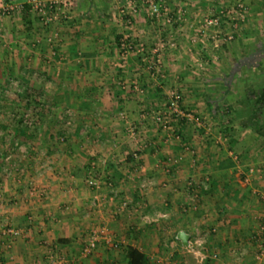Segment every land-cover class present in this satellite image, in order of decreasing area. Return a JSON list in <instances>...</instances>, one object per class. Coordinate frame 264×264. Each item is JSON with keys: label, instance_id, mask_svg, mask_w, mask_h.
<instances>
[{"label": "crops", "instance_id": "0c3cea01", "mask_svg": "<svg viewBox=\"0 0 264 264\" xmlns=\"http://www.w3.org/2000/svg\"><path fill=\"white\" fill-rule=\"evenodd\" d=\"M26 1L15 0L24 8ZM3 2L0 0V5ZM167 2L172 7L184 3ZM189 2L185 21L173 27L151 23L138 12L132 17V26L126 28L116 18L112 0H75L69 19L51 27L42 26L25 9L0 20V47L28 50L26 56L32 55V64L44 60L50 51L59 58L54 61L62 65V70H46L41 76L58 79L62 86L50 91L34 88V95L52 97L55 106L67 101L66 96L78 97L73 100L77 126L72 135H67L70 147L63 153L45 145L48 151L42 157H31L44 162L23 167L18 171L19 179L0 184V193L7 198L0 202V227L13 226L25 232L14 242L10 261L0 243V264H41L48 251L71 254L91 230L103 232L123 246L119 261L97 255L102 258L101 264H127L128 248L141 251L150 264L160 263V251L149 247L154 244L151 240L160 235H174L176 239L181 231L190 239L191 235H206L208 251L218 255L215 262L208 260L206 264H259L251 237L257 229L254 218L264 213V177L256 179L253 175L246 182L260 154L252 147L258 139L249 130L250 109L244 102V112H240L234 85L245 76L264 89V0H245V25L235 41L219 48L199 42L196 23L205 10L197 0ZM125 36L143 45L146 52L164 44L159 76L151 77L148 65L142 62L144 56L138 53L129 56L124 69L115 67L117 38ZM18 52L13 54L16 64L20 61ZM65 82L69 83L66 87ZM135 87L144 93L137 94ZM172 89L181 93L182 108L195 113L204 127L216 123L228 130L222 151L218 146L221 143L214 138L192 135L193 122L180 123L166 142L165 131L149 119H141L142 113L162 107ZM80 96L88 97L83 101L86 104H80ZM230 110V115H223ZM122 113L132 125L146 130L153 149L140 150L139 144L123 138L119 141L123 147L106 152L104 142L121 137L125 129L118 118ZM83 127H88L86 138L80 132ZM85 143L89 147L84 152L77 149ZM186 148L193 151V156L185 152ZM129 149L140 150L137 166ZM101 158L107 160L106 167L99 164ZM157 161L169 169L168 174L163 168H154ZM87 170L102 181L98 189L85 187ZM142 179L151 181L149 189H140ZM189 181L199 193L195 208L189 199ZM28 182L45 191L44 197L30 199L25 189ZM138 203L141 208L135 210ZM158 214L166 217L155 224L143 222L144 217ZM96 261L94 257L90 262Z\"/></svg>", "mask_w": 264, "mask_h": 264}, {"label": "rangeland", "instance_id": "374dc122", "mask_svg": "<svg viewBox=\"0 0 264 264\" xmlns=\"http://www.w3.org/2000/svg\"><path fill=\"white\" fill-rule=\"evenodd\" d=\"M227 1L232 2L233 0H227ZM18 50L14 48H10L9 46L0 47V184L1 183L7 184L8 181L12 180L14 177L16 178L20 177L21 175H19V173L21 174V172L18 171L23 167H29L31 164L34 165L35 163L44 162V160L40 161L36 157L33 160L31 159V157H33V154L38 155L39 158L42 157L43 156L42 154L48 151V147H46L45 145L55 148L56 152L58 151L64 153L67 150V148H69L71 145L68 136L73 134V131L75 130L74 127L77 126V121H78L77 120L78 114L75 111L76 109L73 105L74 103L73 100L75 101L76 99H78V97L76 98L71 95L66 96L65 98H67L66 99L67 101L63 100V102H59V104L55 106L50 101L52 97H40L32 93L35 90L34 88H38V87L50 91L51 89L62 86V84L61 86L59 85L60 81L58 79H47V78L44 79L41 76L42 74H44L43 71L46 70L54 71V72H56L57 70L61 71L62 65L57 62L59 58L55 57V55L52 54V52L50 51L49 56H46L44 60L40 61L38 64L37 63L32 64L31 62L32 55L26 56L28 50L24 48H20ZM15 51L20 53L18 57L20 61H18L17 64L15 63L13 57ZM55 59H57V61H54ZM44 61L45 64H43ZM64 69H65V64H64ZM65 83H66L65 87L69 85L68 82ZM258 84L259 82L257 84H253L252 81L251 82L248 81L247 77L245 76L240 77L239 80L235 82L234 90L236 91V95H237L236 97L238 99L236 101L237 103L240 104L239 109L241 113L244 109L242 104L244 102L246 103V99L252 100L250 101L249 106L255 107L254 109L258 108L259 106L258 102L253 101L254 95L260 96L259 94L261 93V89H259ZM252 87H254L255 92L252 90ZM59 98L60 100L64 99V97L62 96H60ZM85 98L88 97L80 96V100H81L80 104L83 105L86 104L85 102H83L86 101ZM258 111L256 114H258ZM68 113L70 114V116H68ZM259 113H261L259 117V122L258 123L256 122V124H254V127L251 130V132L258 140H255L252 147H254L253 151L257 152L258 155L260 154V157L256 162L257 164L255 169H264V138H260L255 134L256 127L262 126V122H264V111ZM191 114L195 115L196 117L195 113H191ZM69 119H71L70 123L67 124L69 122ZM19 122H21L22 126L29 128L30 137L24 138L21 136H16L15 128L18 126ZM199 122L201 123L202 121ZM141 129L145 130L143 128ZM240 130H244V128L243 129L241 128ZM193 131L194 134L192 135L197 136L198 138L200 137H203L204 139L211 138V140L212 138H214L215 139L214 141L221 143V145H218L221 147L220 148L221 151L225 148L226 141L224 142V139L226 138L225 136H227L228 133V130L226 128L218 127L216 123H209V124L207 123L205 127L204 125H202L200 130L193 129ZM80 132L83 135L85 134L88 135L89 132L88 127L86 128L83 127ZM86 135L84 138H86ZM49 136H52L53 140H50ZM145 137L148 139L147 135H145ZM123 138H128L126 135V127L124 130H122L121 137L113 136L112 138L108 139L107 143L104 142L105 143L104 148H108L106 152L110 153L113 152L115 149L117 150L118 147L122 145L121 142L119 141H121ZM112 143L115 145L114 147L112 146L113 145ZM131 144L133 148V143ZM123 146L124 145H122V147ZM87 147H89V144L85 143L84 146L78 145L77 149L79 148L81 152L82 151L84 152ZM129 152H131L130 149ZM73 153L75 154V152ZM78 153L80 152L78 151ZM102 159L104 158H101L100 161ZM100 161L99 164L102 167H106L107 162L105 165H102ZM258 164H260L259 165L260 167L259 166L257 167ZM91 176L93 175H89L87 170V175L83 178V183L88 190L93 191L92 189H89L85 183L86 178ZM260 176L264 177V175L260 173L256 175V179H259ZM16 181H14L15 184ZM25 189H26V195L31 197L30 199L33 200L41 199L46 194V192L43 191L41 188H38V186H36L34 182L26 183ZM196 194L199 197V193L196 192ZM5 201H7V198L4 197L3 193H0V202L4 203ZM197 204L198 203L196 202V205ZM262 214L264 213L257 214L256 216ZM5 228L17 229L22 232L18 237L15 238L14 237L0 238V243L4 249V252L6 254L8 253L7 258L10 261L11 259L9 253L11 252V248L14 242L22 238L25 232L22 229H18L16 227L7 226V225L0 227V231L4 230ZM191 236L192 237L190 241H194L198 239L202 241L204 243V247L207 250H209L206 241L207 238L206 235L197 234ZM84 237H85L84 241H81V246H79L78 249L72 251L71 254L66 253V255L71 258L70 264H91L94 257H96L97 259L96 264H101L100 261V259H102L101 256L97 258V255L100 254L107 256V258L111 257L112 259L114 258L116 260L119 259L120 257L119 252L122 251L121 248L123 246L119 247L118 249H112L107 246H102L100 247L101 251H99L98 253H96L97 251L96 250L90 257L81 260L78 259L79 249L85 243L86 239L88 238V235ZM174 237H175L174 235H162V236L160 235L154 240H151V243L154 242V244H151L149 247L156 249V251H160L159 253L160 256L162 257L161 262L158 263L179 264L180 261L181 262L180 264H194V260L191 258V256H189L186 253L185 248L178 245L177 243L178 241ZM124 247H126V245ZM92 256L93 258L91 259ZM156 261L157 258L155 262ZM45 263L46 261H43L41 264H45Z\"/></svg>", "mask_w": 264, "mask_h": 264}, {"label": "built area", "instance_id": "2783aa9c", "mask_svg": "<svg viewBox=\"0 0 264 264\" xmlns=\"http://www.w3.org/2000/svg\"><path fill=\"white\" fill-rule=\"evenodd\" d=\"M205 9V14L200 16L199 21L196 23L197 35L199 42L203 46H213L219 48L224 45H228L236 40L242 27L245 25L248 19V7L245 4V0H233L232 2L220 3V0H197ZM259 1V0H253ZM75 0H27L26 4L29 7V13L32 14L40 24L44 27H51L58 25L61 22L69 19V14L74 7ZM184 2L181 6L178 3L175 7L168 4L167 0H112L113 6L116 11V18L126 28L132 26V17L138 12H143L146 19L151 23L157 24L163 27H173V25L185 21V12L187 11L189 0H182ZM188 3V4H187ZM24 10V5L17 4L15 0H4L0 5V20L10 19L15 14ZM164 44L159 43L157 47L149 52H146L143 45L135 44L132 40L125 36L119 40L117 46L118 59L116 68L121 70L126 67L129 56L132 53H138L143 55L142 62L148 65V70L151 77L156 78L160 75V55L164 49ZM135 92L142 95L144 91L135 87ZM68 116L70 114L68 113ZM119 119L126 127L127 137L140 145V150L153 149L155 146L145 137L146 132L138 127H135L130 123L125 114H120ZM141 119H149L157 128L162 129L167 133L166 142H168L172 135L175 134L178 126L182 122H193L194 129H201L202 123L195 117V115L187 112L182 108V96L181 93L172 89L165 95V101L162 107L156 108V110L150 112H144L141 114ZM69 122L67 124L70 123ZM146 138V139H145ZM142 142V144H140ZM113 144V143H112ZM115 146L114 144L112 145ZM138 149V151H140ZM154 149V153L158 152ZM137 150L131 151L129 154L133 164L136 166L140 162V154ZM186 153L193 156V151L186 148ZM107 160L104 158L100 161L102 165H105ZM195 161L192 160V167ZM155 169L163 168L160 161H157ZM163 171L168 174L169 169L163 168ZM264 175V169L252 168L248 171V179L257 174ZM206 183L207 179L204 180ZM89 189H98L102 184V181L94 176L86 178L85 181ZM151 186V182L145 179L140 181L139 187L141 190H147ZM189 190L191 191L189 196L193 207L195 208L198 196L193 183L189 181L187 183ZM141 203L136 205V209L141 208ZM126 206V204H125ZM165 215H156L155 217H144L143 222L145 224H155L160 219H164ZM257 222V229L251 240L256 252V260L259 264H264V214L258 215L254 218ZM22 232L17 229L5 228L0 231V238H15ZM196 241H189L188 247L185 248L186 253L194 260V264H205L208 260L215 261L218 259L216 253H209L203 246L200 247L196 244ZM200 241V240H199ZM122 243L114 241L111 237L100 232L98 230H91L88 238L83 246L79 249L78 259H86L90 257L98 248L107 246L112 249H118ZM192 248V251H189ZM200 252L202 255L197 256L194 253ZM71 258L65 253H53L48 251L45 264H68Z\"/></svg>", "mask_w": 264, "mask_h": 264}, {"label": "trees", "instance_id": "16d2710c", "mask_svg": "<svg viewBox=\"0 0 264 264\" xmlns=\"http://www.w3.org/2000/svg\"><path fill=\"white\" fill-rule=\"evenodd\" d=\"M26 10V12H29V7H25L24 8ZM119 38H117V42ZM260 96L254 95V99L253 101H257L259 106L257 109H254L255 107L253 106H249L250 99H246L247 105H248V109H250V120H251V127H250V131L252 130V128L254 127V124H256V122H259V117L261 115V113L264 111V89H261V93L259 94ZM260 108V109H259ZM259 110V111H258ZM216 111V110H215ZM258 111V114H256ZM217 113V111H216ZM231 114V110L227 111V114H223L224 116H228ZM22 127V128H21ZM15 134L16 136H21V137H30V131L29 128L22 126L21 122L18 123V126L15 128ZM255 134L257 136H259L260 138H264V122H262V126H257L255 129ZM50 140H53L52 136H49ZM179 246L180 243L177 242ZM126 258H127V264H150L147 256L145 254H143L141 251H139L136 248H128L126 251ZM181 262L179 261V264ZM207 263V262H206ZM205 263V264H206Z\"/></svg>", "mask_w": 264, "mask_h": 264}, {"label": "water", "instance_id": "95a60500", "mask_svg": "<svg viewBox=\"0 0 264 264\" xmlns=\"http://www.w3.org/2000/svg\"><path fill=\"white\" fill-rule=\"evenodd\" d=\"M176 240L180 243L183 248H186L189 245L190 236L184 231H181L176 235Z\"/></svg>", "mask_w": 264, "mask_h": 264}, {"label": "clouds", "instance_id": "9594fccd", "mask_svg": "<svg viewBox=\"0 0 264 264\" xmlns=\"http://www.w3.org/2000/svg\"><path fill=\"white\" fill-rule=\"evenodd\" d=\"M196 244L197 245H199L200 247H202L203 246V242L202 241H196ZM189 251L191 252L192 251V248H189ZM195 255H197V256H200V255H202V253H200V252H196V253H194Z\"/></svg>", "mask_w": 264, "mask_h": 264}]
</instances>
